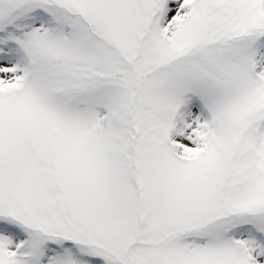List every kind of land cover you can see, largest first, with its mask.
I'll use <instances>...</instances> for the list:
<instances>
[{"label": "snow or ice", "instance_id": "obj_1", "mask_svg": "<svg viewBox=\"0 0 264 264\" xmlns=\"http://www.w3.org/2000/svg\"><path fill=\"white\" fill-rule=\"evenodd\" d=\"M0 264H264V0H0Z\"/></svg>", "mask_w": 264, "mask_h": 264}]
</instances>
